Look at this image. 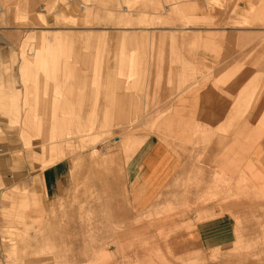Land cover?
Listing matches in <instances>:
<instances>
[{"label":"rangeland","instance_id":"374dc122","mask_svg":"<svg viewBox=\"0 0 264 264\" xmlns=\"http://www.w3.org/2000/svg\"><path fill=\"white\" fill-rule=\"evenodd\" d=\"M0 8V75L19 72L25 134L11 114L0 117L33 159L27 175L62 159L73 181L48 212L37 204L35 219L34 204L3 215L6 230L18 228L2 233L0 264H264V38L252 30L264 28V0H0ZM241 26L251 29L237 59ZM24 58L36 69H21ZM222 103L228 125L203 124ZM52 141L60 150L47 157ZM154 142L172 152L178 173L186 161L189 171L174 178L166 205L142 215L126 176ZM209 203L223 205V220ZM209 218L212 243L190 245L185 235Z\"/></svg>","mask_w":264,"mask_h":264},{"label":"crops","instance_id":"0c3cea01","mask_svg":"<svg viewBox=\"0 0 264 264\" xmlns=\"http://www.w3.org/2000/svg\"><path fill=\"white\" fill-rule=\"evenodd\" d=\"M173 4L176 6L177 3ZM67 8L61 11V13L67 12ZM84 10L86 11V9ZM124 11H128V9L124 8ZM4 12L5 11L3 8H0V15L4 16L1 14ZM250 29L251 28L245 26H241L239 28L237 27L238 36L242 35L244 37V40H242L243 50H241V40L237 37V59H240L245 55V32L250 31ZM252 30L254 38L256 35H259V39L264 38V28ZM227 45L230 46L229 43H227ZM252 45H254V48L257 47L258 43H256V40L252 41ZM45 50L46 52L42 51L41 49L40 54L61 53L60 50H51L49 48H45ZM49 50L50 52H47ZM258 53H261V51H258ZM234 54L235 53H233L232 56ZM222 59L224 60V57H222ZM228 60L229 57H227V61ZM33 62L34 60H26V58H24L21 64V69H36V66L33 64ZM9 77L13 79L12 83L14 90H19L20 88L19 81H15V79L19 78L18 71H12V75L2 71L0 78L3 79L2 82L4 84H0V109L7 114H11L15 122H20L21 125H24L22 128V134H25L26 124L22 112L24 108H27L24 106L26 90H22V95H19L18 90L17 92H8L9 89L7 87L6 79ZM23 84L26 89L28 80L24 79ZM2 87L6 88L7 91H4ZM19 100L21 101V105L18 106ZM19 107L20 109L18 110ZM29 108L32 107H28V109ZM220 109L221 112L219 117L201 118L203 124L210 126H227L228 116L225 117L223 112L224 110L228 111V104L223 105L222 103V107ZM253 125H257V123L254 122ZM31 141V139H28L27 144L29 145ZM225 141H228V139L226 138ZM19 144L20 141L17 133H15L14 130H11L8 122L0 117V238H2V233L4 238L14 237L15 232L17 231L15 229L18 228L15 226H9L6 230V225L3 223H10V221L9 218H3V215L9 216L13 212H15V214L21 215L29 205L31 206V204H34V207L30 208L28 216L29 221L31 219H35L37 216V207L35 206L37 204L40 203V207L44 211L48 212L54 202L65 198L69 194V191L73 185L70 165L68 162L62 159L57 160L49 165L44 166L43 164L44 169L40 173L27 175L26 171L28 169L29 163L33 159L29 158L28 160L26 155L19 154ZM50 144V148L49 145H44L45 147L48 146L47 154L44 152V155L46 154L47 157L58 154L60 150V146H58L56 142L52 141ZM147 147L148 148L144 151L141 157H136L134 159L132 158L130 161V167H132L130 168L131 172H127L126 176L130 185V188H128L130 205L132 207H143L140 209V213L142 215L154 213V211L158 210L157 207L166 205L167 202L163 201V199L172 196V185L174 178H176L177 174H179V176L183 177H180V179L184 180V174L186 173V170L189 171V162L186 161L184 164H186L188 168L183 167L182 171L178 173L177 160L175 157H173L172 152L166 148L164 143L154 142L147 144ZM181 164L183 165V162ZM15 195H19V197L16 198ZM36 195H39L41 202L37 200ZM3 197L12 199V201L5 200ZM188 202L189 205L195 204L196 206L193 197H189ZM223 208V205L212 206V203L208 204V210L210 212L214 211L215 216L217 218H221L222 220L225 216V212L222 211ZM133 215H135V213H133ZM214 220L216 219H204L200 225L193 228L188 232L187 235H185L188 237L190 245L192 244V239L195 240L198 237L202 239L204 238L206 243H212L213 230H217V226H214L215 223H213ZM2 225L5 227L3 230ZM218 227H221V229L223 227L227 228V223L221 222ZM229 240L230 239L226 236L221 244L229 242Z\"/></svg>","mask_w":264,"mask_h":264}]
</instances>
